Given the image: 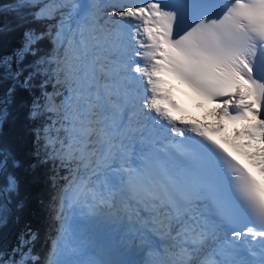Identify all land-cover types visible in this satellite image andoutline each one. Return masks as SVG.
I'll return each mask as SVG.
<instances>
[{
	"label": "snow or ice",
	"instance_id": "obj_1",
	"mask_svg": "<svg viewBox=\"0 0 264 264\" xmlns=\"http://www.w3.org/2000/svg\"><path fill=\"white\" fill-rule=\"evenodd\" d=\"M16 7L34 9L42 28L26 29L20 47L0 56V80L14 82L12 97L39 85L31 116L50 114L45 156L70 177L47 264H115L67 258L81 246L64 207L85 200L124 206L130 238L150 257L140 264H264V0ZM178 85L214 124L183 114ZM226 122L232 131L222 136ZM20 166L0 150V224L18 204ZM37 238L27 228L10 252L0 249V264H40Z\"/></svg>",
	"mask_w": 264,
	"mask_h": 264
},
{
	"label": "trees",
	"instance_id": "obj_2",
	"mask_svg": "<svg viewBox=\"0 0 264 264\" xmlns=\"http://www.w3.org/2000/svg\"><path fill=\"white\" fill-rule=\"evenodd\" d=\"M18 3L19 0H0V24L8 26V30L0 32V56L20 47L26 29L42 28L31 19L34 9L17 8ZM44 47L48 48L49 44L45 42ZM10 87L15 84L7 76L0 80V150L14 153L21 166L15 170L19 178L18 204L6 223L0 224V249L10 252L21 234L30 228L37 233L33 250L41 264L45 251L50 253L47 246L51 235L47 237V232L54 233L46 212L52 200L51 187L63 184L62 174L68 169L61 167L58 161L43 162V156L40 159L46 151L41 129L49 122V115L31 116L33 101L40 100L43 94L39 85H34L32 90L17 88L14 97L8 95ZM51 87V84L46 85V90L50 92ZM5 97L7 103L3 102Z\"/></svg>",
	"mask_w": 264,
	"mask_h": 264
},
{
	"label": "rangeland",
	"instance_id": "obj_3",
	"mask_svg": "<svg viewBox=\"0 0 264 264\" xmlns=\"http://www.w3.org/2000/svg\"><path fill=\"white\" fill-rule=\"evenodd\" d=\"M87 1H85L84 3H86ZM73 21V20H70ZM74 24V21H73ZM50 47V46H49ZM52 87L50 89V92L52 91ZM50 115V114H48ZM43 137V135H42ZM43 139V138H42ZM42 154V153H41ZM40 159L42 158V156H45L44 154L40 155ZM47 158H43V162L47 161ZM83 174V173H81ZM63 177V184L61 185H55L52 186L51 189V196H52V203L55 202V206L50 205L49 207L46 209L47 212V221H50V224H53V222L51 221V215L52 212L54 210V208H58V211L60 209V205H61V194L63 195V193H67V196L69 197L67 203H71V190H69L68 188V180L70 179L69 177V171L65 172L64 174H62ZM62 190V191H61ZM59 205H56V203H59ZM85 210H87L86 208V200L84 202L81 203H77L75 205H73L72 207H64V212H63V220L67 222L68 225H70L73 228V239H78V244L81 246V249H83V253H86L87 256H84V258H86V260H103L100 259L99 255L96 253V251L93 249V247L88 246V248L85 246V243L88 242L89 239L92 238V232L93 230L89 227V224H87V221H84L80 218L81 214H85ZM103 213L99 212V215H102ZM84 219V218H83ZM115 219H112V222L114 223ZM62 220L57 219L56 216V226H55V230L54 233L51 234V236L49 237L48 240V245L51 246V250L50 253L52 251L53 248V244L55 241H57L60 237V228H61V224H62ZM102 222V221H100ZM101 231V235L99 234V239L101 243H105L106 238H109L110 235L102 230ZM125 232H123L121 230L120 235L118 236L117 233L114 235L115 238L112 239V247L113 250L115 252H112L110 254H107V260H111V261H116L117 258H121L120 254H117L116 251L118 253H120L122 251V246L119 245V243L117 244L116 238L117 240L119 238H123V240L126 238V236L124 235ZM117 235V236H116ZM126 235L128 236V233H126ZM87 241V242H86ZM121 242V240H119ZM125 241L127 242V239H125ZM128 243V242H127ZM130 243L133 245L132 247L130 246ZM131 247V248H130ZM100 248H103L102 245H100ZM127 248V249H126ZM125 248V250H130V255L134 258L135 262H130L127 261L126 264H140L141 261H147L148 259H150L147 251L144 253V251H141L139 244L138 243H132L129 242L128 246ZM120 255V257H119ZM117 257V258H116ZM48 257L46 256L45 259H42L41 264H47V259Z\"/></svg>",
	"mask_w": 264,
	"mask_h": 264
},
{
	"label": "bare ground",
	"instance_id": "obj_4",
	"mask_svg": "<svg viewBox=\"0 0 264 264\" xmlns=\"http://www.w3.org/2000/svg\"><path fill=\"white\" fill-rule=\"evenodd\" d=\"M87 0H78L79 3H84ZM69 23L73 24V21H69ZM74 26V24H73ZM193 120L196 121H200V122H207V123H211L214 122L215 119L214 117H212L209 114V111L206 110L202 116V118H191ZM84 202V201H83ZM90 201H87V203H89ZM92 205H94V203H92ZM105 208H109L106 207L105 205H103ZM86 208L87 210H85V214H81L80 217L84 218V221H87V224H89V227L93 230L92 232V238L88 240L87 243H85V246L88 248V246L93 247V249L96 251V253L99 255L100 259L103 260H107L106 255L110 254L112 252H115L113 250V245H112V239L115 238V234L117 233V235H120L121 229L125 226L124 222H128V216L125 214V209L121 210V209H117L116 207L114 208H110L111 210L108 209H97V208H93L92 206L89 208V206L86 204ZM99 212L103 213L102 215H99ZM97 214L98 216L94 215ZM112 219L114 220V223L112 222ZM102 221V222H100ZM104 231L106 233H108L110 235L109 238H106L105 243H101L100 239H99V234L101 233V231ZM101 235V234H100ZM116 235V236H117ZM124 238V237H123ZM123 238H119L117 241V244L119 243L120 246H122V251L120 253H118L116 251L117 254L121 255V258H117L115 262V264H126L127 261H132L135 262L134 258L130 255V250H125V248L128 246V240L127 242L125 241V238L123 240ZM121 240V242L119 241ZM134 243H138V241L133 240ZM132 242V243H133ZM100 245H102L103 248H100ZM130 246L132 247L133 245L130 243ZM130 247V248H131ZM127 249V248H126ZM146 251H144L145 253ZM119 255V257H120ZM108 261H111L110 259Z\"/></svg>",
	"mask_w": 264,
	"mask_h": 264
}]
</instances>
